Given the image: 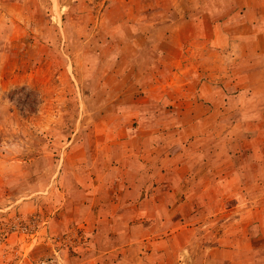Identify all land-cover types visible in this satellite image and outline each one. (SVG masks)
<instances>
[{
  "label": "rangeland",
  "instance_id": "obj_1",
  "mask_svg": "<svg viewBox=\"0 0 264 264\" xmlns=\"http://www.w3.org/2000/svg\"><path fill=\"white\" fill-rule=\"evenodd\" d=\"M256 1L264 11V0H0V264L151 263L141 256L145 232L93 249L94 231L106 228L77 208L88 153L105 141L96 133L105 114L118 112L114 125L139 132L145 113L142 126L165 132L164 144L178 126L175 146L211 160L236 150V175L263 182L240 189L241 198L264 197V37L249 39L250 32L244 48L234 37ZM177 50L187 51L177 57ZM187 85H196L191 104ZM212 96L224 99L214 105ZM129 140L141 145L139 133ZM199 152L190 171L206 181L195 191L222 195L212 212L226 201L223 213H231L238 185L209 187L215 168L197 172L206 162ZM181 235L167 242L168 255L152 249L157 243L146 249L161 255L152 262L180 263ZM254 259L264 264V244Z\"/></svg>",
  "mask_w": 264,
  "mask_h": 264
},
{
  "label": "crops",
  "instance_id": "obj_2",
  "mask_svg": "<svg viewBox=\"0 0 264 264\" xmlns=\"http://www.w3.org/2000/svg\"><path fill=\"white\" fill-rule=\"evenodd\" d=\"M49 4L51 5V1ZM251 7V15L247 10L245 17L246 15L248 17L245 18V23L242 24L240 32L234 35L237 46L245 41L241 45L242 48L246 46L248 40L246 37L250 32L252 33L249 39L259 40L260 36L264 37V29H261L264 28L263 6L260 1H256ZM253 19L255 20L252 22ZM216 32L213 31L214 36L217 35ZM183 51L177 50V57L184 53ZM191 87L193 90H190ZM199 87L202 89L203 85ZM195 88L196 85L185 87L190 91L186 97L184 92L182 94L186 103H193L190 98H193ZM215 97L212 96L211 102L214 105L218 100L221 103L224 99ZM117 113L105 114L108 123L96 130L98 136H105V141L96 153H88L89 182L82 185V193L77 196L79 202L76 204L80 213L91 215L95 228H106L99 232L94 231L93 238H97L94 246L98 249L94 246L92 248L98 251L104 248L106 252L115 248L110 246L116 243L117 236L130 243L134 232H138L140 237L141 232H145L144 241H140L142 244L140 247H145L141 256L149 257L148 261L151 263L142 264H155L152 261L158 259L152 258L151 255L160 257V253L153 250L147 252L146 249L157 243L152 249L161 246L163 253L168 255L170 249L169 247L168 250L165 249L167 242L174 241L176 235L179 237L182 234L181 243H177L175 249L177 258H182L178 264H260L259 260L254 259V253L255 248L264 244L261 243L264 241V197L257 198L250 192L241 198L244 193L240 189L244 191L251 185L256 188V185L263 182L258 180L259 176L246 178L241 170L236 175V171H233L236 168L232 169L236 167L233 158L236 150L226 149L219 161L211 160L208 157L209 153L204 150L201 153L189 145L185 146L184 143L175 146L178 126L169 130L173 139L164 144L165 132L156 130L154 133L151 127L144 129V122L150 121L145 113H143L145 121L138 126L139 132L129 127L130 125L127 127L118 123L114 125L112 115ZM213 113L214 111H211L208 114ZM205 118H208V115ZM137 133L141 138L140 146L129 140L131 137L134 141ZM121 137H127L128 140H118ZM152 142L154 143L151 144ZM198 152L206 162L201 161V167L198 166L197 172L204 168L207 171L215 168V175L209 177V187L238 185V191H230L234 202L233 206L230 205L233 207L231 213L229 211L223 213L226 201L218 211L212 212L213 204L217 205V201L223 200L222 195L214 197L213 192L205 189L206 186L203 189L205 192L195 191L196 185H204L206 181L203 174L196 176L190 171ZM225 170H230L231 175L228 177L226 174L222 175L223 172L226 173ZM62 199L63 205L71 204L70 198L64 196ZM220 214L223 220L209 230L211 217ZM227 226L230 227L226 228ZM183 230H186L187 235L183 236ZM112 231L118 232L117 235ZM206 232L209 234L205 235ZM185 252L190 257V262L183 260L186 258Z\"/></svg>",
  "mask_w": 264,
  "mask_h": 264
},
{
  "label": "built area",
  "instance_id": "obj_3",
  "mask_svg": "<svg viewBox=\"0 0 264 264\" xmlns=\"http://www.w3.org/2000/svg\"><path fill=\"white\" fill-rule=\"evenodd\" d=\"M40 264H44V262H40Z\"/></svg>",
  "mask_w": 264,
  "mask_h": 264
}]
</instances>
